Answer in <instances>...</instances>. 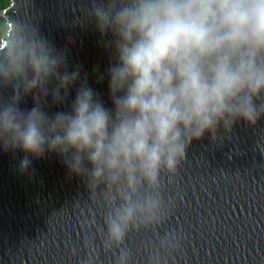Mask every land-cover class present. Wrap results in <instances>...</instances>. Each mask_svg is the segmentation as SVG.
<instances>
[{"label": "clouds", "instance_id": "clouds-1", "mask_svg": "<svg viewBox=\"0 0 264 264\" xmlns=\"http://www.w3.org/2000/svg\"><path fill=\"white\" fill-rule=\"evenodd\" d=\"M85 18L111 54L94 75L112 107L66 51L11 21L0 27V91L12 93L0 103V151L23 154L21 175L55 155L93 202L102 193L104 249L133 264L128 237L172 212L161 177L175 178L194 141L264 118V0H97ZM73 92L67 110L49 113ZM180 247L168 235L150 264Z\"/></svg>", "mask_w": 264, "mask_h": 264}, {"label": "water", "instance_id": "water-1", "mask_svg": "<svg viewBox=\"0 0 264 264\" xmlns=\"http://www.w3.org/2000/svg\"><path fill=\"white\" fill-rule=\"evenodd\" d=\"M0 11L7 26L15 21L36 28L70 66H81L102 103L111 108L107 79L97 83L111 54L86 13L97 0H9ZM106 39H110L106 38ZM12 95L0 91V103ZM49 102V113L67 110ZM32 107L31 97L21 104ZM15 155L0 151V264H115L104 249L103 194L93 202L84 182L70 177L51 155L33 161L21 175ZM164 198L172 206L159 229L131 234L125 244L133 264H150L161 239L177 235L178 252L162 254L163 264H264V118L223 129L215 142L194 141L173 180L161 177Z\"/></svg>", "mask_w": 264, "mask_h": 264}, {"label": "trees", "instance_id": "trees-1", "mask_svg": "<svg viewBox=\"0 0 264 264\" xmlns=\"http://www.w3.org/2000/svg\"><path fill=\"white\" fill-rule=\"evenodd\" d=\"M10 4L9 0H0V11L6 9ZM0 27L6 29L7 26L5 25L4 21L0 18Z\"/></svg>", "mask_w": 264, "mask_h": 264}]
</instances>
